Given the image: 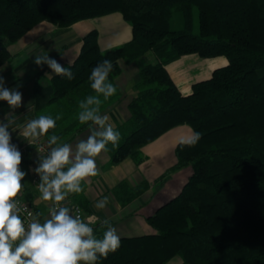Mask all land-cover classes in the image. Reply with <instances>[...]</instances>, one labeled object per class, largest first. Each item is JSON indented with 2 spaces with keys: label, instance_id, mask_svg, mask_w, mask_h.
<instances>
[{
  "label": "trees",
  "instance_id": "16d2710c",
  "mask_svg": "<svg viewBox=\"0 0 264 264\" xmlns=\"http://www.w3.org/2000/svg\"><path fill=\"white\" fill-rule=\"evenodd\" d=\"M114 13L130 25L131 40L101 51L96 30L82 38L79 54L64 66L74 78L53 76L48 100L31 115H61L41 138L49 143L56 135L59 145L89 130L94 124H81L77 114L79 101L95 95L92 68L110 60L109 80L117 88L120 61L150 52L155 62L138 73L129 117L114 127L118 146L104 151L109 166L127 159L139 165L142 148L178 126L200 139L176 145V162L162 178L188 167L191 175L146 218L153 233L121 237L119 249L98 264H264V0H0V67L13 57L10 46L39 23L66 29ZM188 55L222 57L227 64L184 95L166 67ZM120 98L117 88L100 115ZM147 189V183L130 188L122 181L112 194L125 207ZM73 200L86 210L82 193ZM107 227L100 225L99 237Z\"/></svg>",
  "mask_w": 264,
  "mask_h": 264
},
{
  "label": "crops",
  "instance_id": "0c3cea01",
  "mask_svg": "<svg viewBox=\"0 0 264 264\" xmlns=\"http://www.w3.org/2000/svg\"><path fill=\"white\" fill-rule=\"evenodd\" d=\"M92 30L98 32V45L101 51L121 47L132 38L130 25L123 20L120 14L114 13L81 21L66 29H57L42 22L10 46L9 50L13 57L0 67V76L4 78L3 87L22 93V105L12 109L6 101H0V123L8 124L13 145L31 142L30 138L23 136L24 126L31 119L33 111L43 106L48 100L51 93L50 80L56 75L46 63L37 66L34 63L36 56L47 54L64 67L76 58L81 49L82 38ZM140 61L146 63L141 65ZM154 62L155 58L150 52L134 61H120L121 73L115 82L121 98L103 114L109 116L108 123L113 127L129 117L127 106L132 98V86L140 69ZM226 64L227 60L222 57L202 59L197 55H188L169 64L166 69L179 91L186 95L191 92L194 83L210 78L214 69ZM94 131H101V129L93 125L69 142L72 148L70 159L73 162L76 146L81 140L86 141ZM192 135V130L184 125L169 130L142 148L143 161L139 165L127 159L118 166H109V159L105 152L96 158L99 174L87 178L82 183L84 189L82 195L87 201V208L83 210L84 220L91 224L98 237L101 233L100 225L105 224V220L116 229L120 238L153 233L146 218L173 199L191 175V169L184 168L173 173L172 176L162 178L176 162L174 154L176 145ZM32 159L33 153L30 152L22 161L20 166L22 171L28 167L34 174L30 166ZM67 167L65 166L64 170H67ZM122 181L126 182L130 188L147 183L148 189L139 198L122 207L112 194V189ZM32 183L34 188L31 185V179L28 184L22 181L23 188L19 196L34 208L37 212L36 216L43 221L47 218L50 202L40 199L39 190L33 182V175ZM73 195H69L71 200H73ZM104 197H108L109 203L104 209L96 208V203ZM40 213L43 215H39ZM169 264H180V262L175 260Z\"/></svg>",
  "mask_w": 264,
  "mask_h": 264
},
{
  "label": "clouds",
  "instance_id": "9594fccd",
  "mask_svg": "<svg viewBox=\"0 0 264 264\" xmlns=\"http://www.w3.org/2000/svg\"><path fill=\"white\" fill-rule=\"evenodd\" d=\"M34 63L37 66L46 63L56 75L69 80L74 78L69 68L47 54L37 55ZM112 71V62L104 59L92 68L88 77L95 95H88L79 101L77 119L81 124L91 122L101 131H94L86 141L79 142L74 162L70 159L72 148L69 143L58 145L56 135L49 138V144L57 146L35 169L40 175V199L55 205L48 210L50 218H45L43 222L33 219L25 225L19 215L21 209L17 197L23 188L26 172L20 168L22 153L11 143L8 124L0 123V264H98L101 258H107L109 253L116 252L121 246V239L109 221H104L108 227L98 237L89 222L79 215H70L68 207L60 206L70 194L84 191L82 183L87 178L99 174L96 158L108 150L107 146H118L121 138L119 131L108 123V115H100L101 105L117 92L109 80ZM3 82L4 78L0 76V101H6L12 109L21 107L22 93L3 87ZM60 119V114L55 118L42 114L30 119L24 126L23 136L35 142L54 129ZM199 139L200 133L194 132L181 143L191 146ZM65 166H68L67 170H64ZM108 203V197H104L95 207L104 209Z\"/></svg>",
  "mask_w": 264,
  "mask_h": 264
},
{
  "label": "built area",
  "instance_id": "2783aa9c",
  "mask_svg": "<svg viewBox=\"0 0 264 264\" xmlns=\"http://www.w3.org/2000/svg\"><path fill=\"white\" fill-rule=\"evenodd\" d=\"M18 150L22 153V161L26 158L28 153H33V159L30 164L31 168L34 170L33 174V182L38 189V184L40 183V175L36 173L35 169L39 167V165L42 163V160L50 155L51 149L53 148L52 145H50L45 139H37L35 142H28L26 144L17 145ZM19 201V207L21 209L19 215L24 220L25 225L30 223L33 219H39L41 222H43L40 218L36 216V212L34 208L26 201L22 200L20 196L17 197ZM60 206L62 207H68L70 210V215H73L74 217L79 215L81 219H85L84 212L82 208L77 205L75 202H73L70 197L68 196L64 201L61 202ZM55 207V205L50 202V207ZM28 213H31L32 215L29 216ZM47 218H50L47 212Z\"/></svg>",
  "mask_w": 264,
  "mask_h": 264
},
{
  "label": "rangeland",
  "instance_id": "374dc122",
  "mask_svg": "<svg viewBox=\"0 0 264 264\" xmlns=\"http://www.w3.org/2000/svg\"><path fill=\"white\" fill-rule=\"evenodd\" d=\"M139 63V62H138ZM144 63H146L145 61H140V63L139 64H141V65H143ZM188 168H190V167H188ZM23 171L24 172H26V176L24 177V183H30V179H31V185H32V187L34 188V186H33V183H32V171L30 170V168H28V167H26V168H24L23 169ZM172 176V175H171ZM50 205V204H49Z\"/></svg>",
  "mask_w": 264,
  "mask_h": 264
}]
</instances>
